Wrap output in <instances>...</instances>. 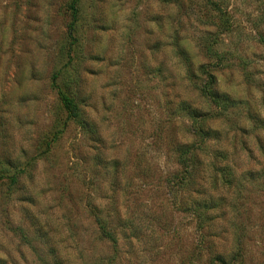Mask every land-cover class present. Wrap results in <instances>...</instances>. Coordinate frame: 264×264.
Instances as JSON below:
<instances>
[{
	"label": "rangeland",
	"instance_id": "1",
	"mask_svg": "<svg viewBox=\"0 0 264 264\" xmlns=\"http://www.w3.org/2000/svg\"><path fill=\"white\" fill-rule=\"evenodd\" d=\"M70 1L0 0V264H264V0Z\"/></svg>",
	"mask_w": 264,
	"mask_h": 264
},
{
	"label": "trees",
	"instance_id": "2",
	"mask_svg": "<svg viewBox=\"0 0 264 264\" xmlns=\"http://www.w3.org/2000/svg\"><path fill=\"white\" fill-rule=\"evenodd\" d=\"M163 3L173 4L176 3L179 0H159ZM210 5L212 6V10L215 14L214 16H217L218 24H214L215 27L220 31V34L227 33L231 30V24L229 20L227 19L226 13L220 8V5L218 2L212 1L210 2ZM69 10L71 11L70 17L72 19L69 28H68V37L74 42V38L72 34L75 32L76 23L78 20V5L77 0H71L69 4ZM73 38V39H72ZM258 42L264 47V34H259L258 36ZM214 56H216L218 59H221V56L215 51L212 52ZM199 71L206 76V83L201 85L199 90L200 92L218 109H225L227 108L228 104L230 103L229 97L224 94H220L214 87L215 79L213 75L209 72L210 70L207 69V66L201 65L199 67ZM55 79V78H54ZM61 100L63 103L64 108L67 112V117L72 119H77L78 113L72 106L71 101L66 98L65 96H61ZM183 111L187 112L192 118L194 119H201L204 117V114L198 112L197 110H192L189 108H182ZM182 150L181 157L179 158V164L181 165L184 170L187 168V156L191 152V148L189 146L183 145L180 147ZM183 156V158H182ZM14 179V178H12ZM98 223V229L101 233V235L112 243L113 246H116V238L113 234L109 233L105 227V225L100 221L97 220ZM208 262L206 264H239L240 262H237V257L232 258L231 261L227 262L222 256L220 255H213L209 256Z\"/></svg>",
	"mask_w": 264,
	"mask_h": 264
}]
</instances>
